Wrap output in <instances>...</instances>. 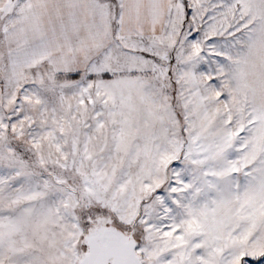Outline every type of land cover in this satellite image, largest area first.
I'll return each instance as SVG.
<instances>
[{
    "label": "snow or ice",
    "instance_id": "6c2138e0",
    "mask_svg": "<svg viewBox=\"0 0 264 264\" xmlns=\"http://www.w3.org/2000/svg\"><path fill=\"white\" fill-rule=\"evenodd\" d=\"M0 264H264V0H0Z\"/></svg>",
    "mask_w": 264,
    "mask_h": 264
}]
</instances>
